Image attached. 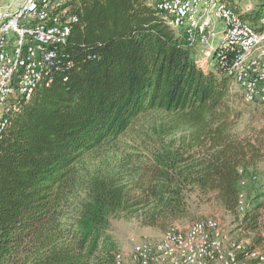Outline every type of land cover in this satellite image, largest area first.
<instances>
[{
  "label": "trees",
  "instance_id": "obj_1",
  "mask_svg": "<svg viewBox=\"0 0 264 264\" xmlns=\"http://www.w3.org/2000/svg\"><path fill=\"white\" fill-rule=\"evenodd\" d=\"M224 2L252 25L264 14V0ZM68 4L75 20L49 79L9 113L0 138V264H113L111 219L166 231L191 216L192 194L213 196L239 240L264 253L262 188L236 210L264 137L235 132L229 80L198 67L194 44L146 0ZM147 112L165 118L134 161L86 158Z\"/></svg>",
  "mask_w": 264,
  "mask_h": 264
},
{
  "label": "built area",
  "instance_id": "obj_2",
  "mask_svg": "<svg viewBox=\"0 0 264 264\" xmlns=\"http://www.w3.org/2000/svg\"><path fill=\"white\" fill-rule=\"evenodd\" d=\"M146 1L170 29L194 44L198 67L206 70L213 62L216 71L238 88L244 104L264 109V14L252 25L224 0ZM74 20L68 0H0V138L9 113L49 79ZM216 38L220 43L215 47ZM250 178L256 180L253 174ZM246 182L242 179L240 186ZM250 207L241 190L237 212ZM129 245V251L114 252L113 264H264L261 250H249L248 241L233 238L211 218L195 220L186 228L171 226L157 241Z\"/></svg>",
  "mask_w": 264,
  "mask_h": 264
},
{
  "label": "rangeland",
  "instance_id": "obj_3",
  "mask_svg": "<svg viewBox=\"0 0 264 264\" xmlns=\"http://www.w3.org/2000/svg\"><path fill=\"white\" fill-rule=\"evenodd\" d=\"M16 4L17 1L13 3V8H15ZM245 7H249L250 9L254 8V3L243 1L241 3V8L244 9ZM255 15V12H249L248 15L246 14L245 16H249V18L252 19ZM219 43L220 38H216L212 42L215 47ZM210 69L216 71L214 63L211 61H209L204 71L207 72ZM229 92L233 99L232 105L234 109L240 110V117L237 119L234 128L237 135L242 138H249L252 142H254L256 138L264 137V109L258 105L244 104L241 100L238 88L231 83L229 84ZM164 118L165 116L159 112H147L138 116L114 143L93 152V154L86 158H94L97 161L107 159L111 164H119L120 162L124 164V162H126L125 160L132 156L131 161H134L135 154L145 152L152 143V140L156 139V128L160 126V122ZM174 136H178V134L175 133ZM263 166V160L257 162L253 171V175L256 176L255 182H246L245 185L241 187L242 192L249 200L253 197L255 188H262L264 191ZM248 186L252 187L249 193L247 189ZM189 202L191 204V216L173 222L170 227L177 226L179 228H186L195 220L211 218L216 220L233 238L239 240L236 234L232 232V214L219 204L213 196L209 199L205 197L198 199L196 194H192ZM164 231L165 230L158 228L142 226L133 218L119 217L110 220L108 234L114 241L116 249L129 251L130 241H157L161 238Z\"/></svg>",
  "mask_w": 264,
  "mask_h": 264
},
{
  "label": "crops",
  "instance_id": "obj_4",
  "mask_svg": "<svg viewBox=\"0 0 264 264\" xmlns=\"http://www.w3.org/2000/svg\"><path fill=\"white\" fill-rule=\"evenodd\" d=\"M6 1V0H5Z\"/></svg>",
  "mask_w": 264,
  "mask_h": 264
}]
</instances>
